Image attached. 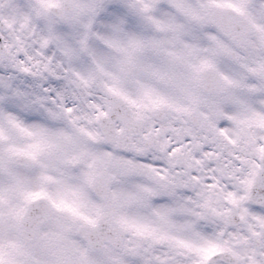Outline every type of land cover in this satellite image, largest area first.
Listing matches in <instances>:
<instances>
[{
	"label": "snow or ice",
	"instance_id": "snow-or-ice-1",
	"mask_svg": "<svg viewBox=\"0 0 264 264\" xmlns=\"http://www.w3.org/2000/svg\"><path fill=\"white\" fill-rule=\"evenodd\" d=\"M0 264H264V0H0Z\"/></svg>",
	"mask_w": 264,
	"mask_h": 264
}]
</instances>
